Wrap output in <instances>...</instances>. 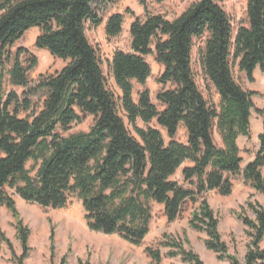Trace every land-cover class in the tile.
<instances>
[{
	"label": "trees",
	"instance_id": "1",
	"mask_svg": "<svg viewBox=\"0 0 264 264\" xmlns=\"http://www.w3.org/2000/svg\"><path fill=\"white\" fill-rule=\"evenodd\" d=\"M95 1L0 0V205L14 218L22 253H16L4 233L0 238L13 259L25 264L31 233L16 196L54 209L66 207L76 196L91 230L118 234L134 245H141L150 231L152 202L164 204L169 222L181 218L188 202L197 204L189 224L207 234L209 250L231 264H264V109L256 108V92L245 89L234 73V64L251 81L257 67L264 72V0H247L248 24L236 32L224 0H195L172 20L148 10L145 18L135 17L131 51L116 50L110 61L119 95L110 87L99 51L87 34L88 22H103ZM123 23L124 14L111 15L108 37L120 35ZM33 27L40 30L36 47L67 61L62 69L41 74L35 85L29 73L38 64L37 56L25 47L11 50ZM203 37L200 63L220 96L219 106L205 97L193 69L195 39ZM151 54L164 67L158 77L165 86L157 94L161 109L146 86L152 74L146 56ZM7 76L13 85L25 88L23 95L6 91ZM134 81L144 87L137 100ZM36 94L44 95L40 109L33 107ZM253 109L263 116L260 145L242 167L238 139L251 136ZM87 115L94 116L90 130L71 132ZM181 125L187 131L186 143L177 139ZM181 168L182 181L175 177ZM236 175L263 198H249L241 210H234L250 238L244 261L230 252L207 198L210 191L230 195ZM51 242L54 250V230ZM186 244V234L180 239L165 233L157 245L146 246L149 264H162L161 246L168 257L206 264Z\"/></svg>",
	"mask_w": 264,
	"mask_h": 264
},
{
	"label": "rangeland",
	"instance_id": "2",
	"mask_svg": "<svg viewBox=\"0 0 264 264\" xmlns=\"http://www.w3.org/2000/svg\"><path fill=\"white\" fill-rule=\"evenodd\" d=\"M195 0H96L95 10L103 18V22L98 25L87 23V34L92 44L98 49L102 61L103 70L106 74L110 87L119 95L121 90L118 87L111 71L110 61L116 50L131 51L132 37L130 26L135 17L145 18L146 10L150 13H161L168 19H174L179 16ZM223 6L230 14L234 26V32L241 24H248L247 0H224ZM124 14L123 31L116 37H108L106 33V22L108 18L115 14ZM28 30L24 36L19 39L11 48L15 53L19 48L25 47L31 53L37 56L38 64L29 73L32 85L37 83L41 74L53 73L62 69L66 61L53 56L47 49L37 48L35 43L37 33ZM205 38H196L192 52L193 69L196 81L203 91L205 97L214 105L219 106L220 96L213 84L206 78L200 63L199 50L204 46ZM154 47V46H153ZM27 58L28 55H23ZM147 61L152 68V74L149 77L146 86L150 89L153 102L161 109L163 104L157 99V94L165 87L158 81V77L163 71L153 54L146 56ZM8 64V67H10ZM235 77L247 90L255 91L253 96L256 108L261 107L264 101V82L261 75L251 81L245 72L239 70L238 65L234 64ZM169 86V85H167ZM6 91H17L23 95L25 88L13 85L9 77L5 80ZM144 87L137 81H134V97L137 100L139 92ZM44 95L36 94L32 96L35 108L42 107ZM121 114L124 117L132 134L137 136L133 126L125 111L121 108ZM22 116L26 115L22 112ZM263 121V116L253 109L251 116V136H240L238 144L243 158L242 167L251 160L259 148V126ZM94 124V116L87 115L82 122L73 125L71 132L89 131ZM139 124L145 127L140 121ZM156 125L155 122L152 123ZM166 134L164 129H161ZM67 133H65L66 135ZM214 137L218 145H221V139L218 132L214 131ZM179 141L187 140V131L184 125L179 127L177 134ZM264 171V167H263ZM181 179V170L175 176ZM233 189L230 195H221L216 191L207 193V198L219 216V228L223 239L227 242L229 250L244 261L247 251L249 236L246 232V226L235 215L234 210H241L249 198L262 201V195L257 193L250 185L246 184L242 175H236L232 178ZM17 207L25 224L30 228V253L25 259V264H149L150 257L145 248L148 245H157L165 233L176 237H184L186 234L192 247L205 261L206 264H231L228 259H220L212 250L205 245L207 234L203 231H197V235H190L186 227L187 213L190 211L191 202H188L181 218L174 222H169L162 207L157 202H152L153 219L150 225V231L141 245H134L118 234H105L91 230L85 219V211L82 202L72 196L70 203L64 208H42L41 206L29 203L16 196ZM251 214V213H250ZM252 215V214H251ZM14 218L11 212L3 205H0V234L4 233L13 244L18 255L22 253L21 242L17 231L13 225ZM54 230V250H52L51 233ZM264 247V239L261 242ZM163 252L162 264H190L183 262L180 257H168L167 248L161 246ZM0 264H18L13 259L12 251L7 242L0 238Z\"/></svg>",
	"mask_w": 264,
	"mask_h": 264
},
{
	"label": "crops",
	"instance_id": "3",
	"mask_svg": "<svg viewBox=\"0 0 264 264\" xmlns=\"http://www.w3.org/2000/svg\"><path fill=\"white\" fill-rule=\"evenodd\" d=\"M33 30H35L36 31V33H37V36L39 35V33H40V30H39V28L38 27H35ZM66 63H67V61H66ZM163 67V66H162ZM163 69H164V67H163ZM257 74H259V75H261V79L263 80V82H264V72L261 70V68L260 67H257L256 69H255V71H254V77H255V79L258 77V75ZM134 95V94H133ZM219 95V94H218ZM135 98V97H134ZM136 100V99H135ZM253 100H254V103H255V99H254V97H253ZM255 106H256V104H255ZM257 108H259V109H264V101H263V104H262V106L261 107H258L257 106ZM252 112H253V110H252ZM185 127V126H184ZM262 128H263V121L261 122V124H260V126H259V130H260V133H261V131H262ZM259 133V134H260ZM220 137V136H219ZM182 142H184V143H186L187 142V140L186 141H182ZM254 158V157H253ZM252 158V159H253ZM251 159V160H252ZM250 161V160H249ZM186 165H192V163L191 162H187L186 163ZM182 171V168L181 169H179V171ZM180 181H181V179H179ZM182 180H183V177H182ZM157 205H159L160 207H162L163 208V210H164V204H160V203H156ZM197 207V204H191V207H190V211L187 213V217H186V220H187V223H186V227H187V231H188V233L190 234V235H197V230H195V229H193V228H191V226H190V224H189V220H190V218H191V214H192V211L195 209ZM167 217V216H166ZM168 219V218H167Z\"/></svg>",
	"mask_w": 264,
	"mask_h": 264
}]
</instances>
